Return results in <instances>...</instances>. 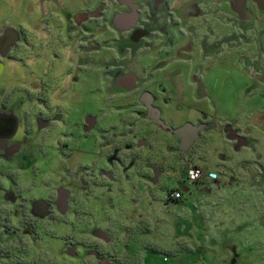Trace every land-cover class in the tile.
<instances>
[{
  "label": "rangeland",
  "instance_id": "1",
  "mask_svg": "<svg viewBox=\"0 0 264 264\" xmlns=\"http://www.w3.org/2000/svg\"><path fill=\"white\" fill-rule=\"evenodd\" d=\"M82 2L88 9L99 5L103 10L102 19L92 26L97 37L87 36V40L97 45L103 59H115L108 65L124 66L139 83L135 97L128 100L109 97L104 81L94 78L86 83L84 94L71 96L65 107L69 111L66 121L81 119L86 112L102 125L111 124L99 128L104 135L102 147L109 148L101 150L98 140L92 139L85 154L86 146L71 139L66 154L71 155L72 167L91 165L90 172H94L100 168L98 159L113 148L122 156L118 155L114 165L101 167L111 173L110 182L94 180L103 189L102 203L109 204L100 223L107 228L116 225L112 232L115 242L107 247L115 253L116 263L264 264V0H166L162 14L168 20L169 33L163 39L151 34L149 43L141 40L129 52L120 45L118 54L113 49L121 44L122 36L109 24L113 13H117L114 18L128 17V26L135 23L140 31L143 22L132 18L133 11L115 7V0H0V29L20 31L30 43L36 21L43 27L48 21L63 28L61 15L82 11ZM144 2L135 0L140 5L139 18ZM155 12L161 15L158 8ZM177 13L182 16V39L181 50L176 51L172 41ZM92 55L91 60L100 57ZM112 69H103V73ZM158 87L164 93H158ZM143 91L155 98L161 119L173 129L185 121L206 126L188 153H178L175 137L136 115L134 111H143L137 99ZM110 127L114 132H102ZM229 127L234 130L231 135ZM238 137L248 146L247 154L236 164L229 140H237L233 143L237 149L244 144ZM139 140L144 141L145 149L137 147ZM126 144L130 151H124ZM195 159L201 160L202 172L207 168H215L216 175L221 172L223 184L196 183L197 196L189 202L192 206L167 201V190L180 186L183 169L194 165ZM225 159L231 161L226 166L233 170L230 175L222 172L228 171L225 167L211 163ZM155 169L160 174L154 185ZM107 185L112 188L109 195L104 189ZM204 190L210 196L201 201ZM230 231L238 235L226 237ZM72 237L79 239L77 231ZM53 247L57 248L56 242Z\"/></svg>",
  "mask_w": 264,
  "mask_h": 264
},
{
  "label": "flooded vegetation",
  "instance_id": "2",
  "mask_svg": "<svg viewBox=\"0 0 264 264\" xmlns=\"http://www.w3.org/2000/svg\"><path fill=\"white\" fill-rule=\"evenodd\" d=\"M115 3V7L133 11L132 18L143 22L140 31L134 27L135 23L128 26V17L114 18L112 16L117 13H113L109 24L122 36L121 44L117 43L113 49L116 54L120 52V45L129 52L141 40L149 43L151 36L163 39L169 33L165 26L168 20H164L162 14L166 10V0H145L141 4V18L140 5H136L135 0H115ZM80 5L84 8L82 11L61 15L63 28L54 27L48 21L43 27L36 21L31 28L30 43L20 31L5 26L0 29V264H117L115 253L109 251V246L115 242L112 232L116 225L107 228L100 223L102 212L109 204L102 203L103 189L96 187L94 180L111 181V173L101 167L117 163L120 152L111 149L109 155L98 159L100 168L94 172H90L91 165L79 163L72 167L69 164L71 155L66 154L71 139H78L86 146L85 154L92 139L98 140L101 150L109 148L110 145L102 147L104 135L99 133V128L111 124L102 125L92 113L86 112L81 119L66 121L69 111L65 107H69L71 96L83 95L86 83L94 78L104 81L109 97L124 96L128 100L135 97L139 83L134 73L124 66L108 65L115 59H103L97 45L87 40V36L91 39L96 36V28L92 26L102 19V8L98 5L88 9L86 2ZM157 8L161 15H156ZM174 18L173 25L177 27L172 46L177 51L181 50V13ZM211 37L213 34L209 35ZM97 53L100 57L91 60L92 54ZM108 68L113 69L104 74L103 69ZM164 91L162 87L157 88L158 93ZM137 99L143 107L142 112L132 110L137 116L175 137L178 153L186 154L192 149L199 136L186 152H181L180 139L155 121L159 117L164 123L160 110L154 106L155 98L143 91ZM183 123L198 126L190 121ZM200 125L204 129L199 135L207 129ZM102 132L112 133L114 128ZM143 144L142 140L136 143L137 147L145 149ZM125 150L130 151L131 147L124 145ZM194 167L199 168L193 165L184 168L181 180L188 182L186 171ZM159 174L158 169L153 171L152 184L155 185ZM105 187L109 195L112 188ZM176 190L181 193L180 201L169 198ZM165 198L179 203L185 196L177 187H172ZM75 231L78 240L72 237ZM54 242L57 248L53 247ZM103 248H106L105 253Z\"/></svg>",
  "mask_w": 264,
  "mask_h": 264
},
{
  "label": "crops",
  "instance_id": "3",
  "mask_svg": "<svg viewBox=\"0 0 264 264\" xmlns=\"http://www.w3.org/2000/svg\"><path fill=\"white\" fill-rule=\"evenodd\" d=\"M229 129L230 130H228V131H230L229 133H228V135H231L232 133H233V129L231 128V127H229ZM235 138V137H234ZM234 138H232V139H230L229 141L232 143V151H234V153H235V155L237 156L236 157V164H238V162L239 161H241L242 159H243V157L247 154L246 152H247V146H248V144H247V142L245 141V139H242V138H240V137H238V140H241V141H244V144H242L241 146H238L237 147V149L236 148H234L235 146H234V144L233 143H236V141L237 140H234ZM231 161L229 160V159H225L224 161H222L221 163L219 162L218 163V161H212L211 163L212 164H214V165H216L217 167L219 166V164H220V167H222V168H226V166L227 165H229V163H230ZM194 165L193 166H196V167H199V168H204V167H202L201 166V160H197V159H195L193 162H192ZM226 169H228V171H226L225 169H222V172H225V173H227L228 175H230L231 173H233V170H232V168H230V167H227ZM204 170H205V168H204ZM216 169L215 168H207V170L205 171V173L206 174H208V173H216ZM219 172V171H218ZM220 173L221 172H219L218 173V175H217V177H216V179L215 180H211V179H208V178H206V177H204V178H202L199 182H206V183H214V184H216V185H220V184H223L222 183V181H223V179H219L220 178ZM218 180H220V181H218ZM225 180V179H224ZM218 181V182H217ZM195 184H189L188 182H186L184 179H180V186L179 187H177V189H179V190H181V192L184 194V196L185 197H189L190 198V200L189 201H182V203H184V206H192L191 204L192 203H189L190 201H192V200H195V197L197 196L196 195V185L194 186ZM218 185V186H219ZM203 197H202V196ZM201 195H200V200L201 201H206V199L210 196V193H208L206 190H204V191H202V193H201ZM219 195H221V193H219ZM236 195H239V192H237V194ZM201 212V211H200ZM193 228V227H192ZM238 229V228H237ZM237 233H240V230H238L237 231ZM237 233H232V231H230V232H228V235H226V237H228L230 234L231 235H233V236H236V235H238ZM226 234H227V231H226ZM216 235V234H215ZM215 235H212V236H215Z\"/></svg>",
  "mask_w": 264,
  "mask_h": 264
},
{
  "label": "water",
  "instance_id": "4",
  "mask_svg": "<svg viewBox=\"0 0 264 264\" xmlns=\"http://www.w3.org/2000/svg\"><path fill=\"white\" fill-rule=\"evenodd\" d=\"M155 121L163 130L169 131L171 135L180 139L179 150L181 152H186L198 139L199 133L204 129L202 125L193 126L191 124H184L181 127L173 129L160 121L159 117H156Z\"/></svg>",
  "mask_w": 264,
  "mask_h": 264
},
{
  "label": "built area",
  "instance_id": "5",
  "mask_svg": "<svg viewBox=\"0 0 264 264\" xmlns=\"http://www.w3.org/2000/svg\"><path fill=\"white\" fill-rule=\"evenodd\" d=\"M185 177L189 183L193 184V183L199 182L204 177L211 179V180H215L217 175L214 173H208L205 175L201 169L194 167V168H189L186 171ZM169 198L172 200L180 201L182 199V196H181V193L176 190L170 193Z\"/></svg>",
  "mask_w": 264,
  "mask_h": 264
}]
</instances>
